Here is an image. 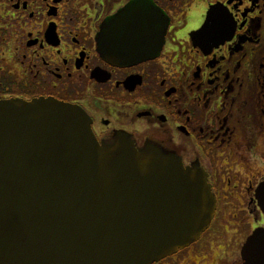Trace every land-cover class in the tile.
Listing matches in <instances>:
<instances>
[{
	"label": "flooded vegetation",
	"instance_id": "1",
	"mask_svg": "<svg viewBox=\"0 0 264 264\" xmlns=\"http://www.w3.org/2000/svg\"><path fill=\"white\" fill-rule=\"evenodd\" d=\"M38 99L206 174L210 226L151 264H245L264 228V0H0V101Z\"/></svg>",
	"mask_w": 264,
	"mask_h": 264
},
{
	"label": "water",
	"instance_id": "2",
	"mask_svg": "<svg viewBox=\"0 0 264 264\" xmlns=\"http://www.w3.org/2000/svg\"><path fill=\"white\" fill-rule=\"evenodd\" d=\"M256 198L264 213V183ZM216 208L202 170L126 135L100 143L78 106L0 101V264H151L200 239ZM242 254L264 264V228Z\"/></svg>",
	"mask_w": 264,
	"mask_h": 264
},
{
	"label": "snow or ice",
	"instance_id": "3",
	"mask_svg": "<svg viewBox=\"0 0 264 264\" xmlns=\"http://www.w3.org/2000/svg\"><path fill=\"white\" fill-rule=\"evenodd\" d=\"M209 23H211V21H209Z\"/></svg>",
	"mask_w": 264,
	"mask_h": 264
}]
</instances>
